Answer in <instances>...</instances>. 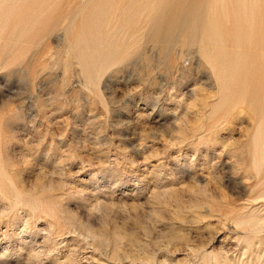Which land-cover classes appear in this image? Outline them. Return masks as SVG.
<instances>
[{
	"label": "rangeland",
	"instance_id": "rangeland-1",
	"mask_svg": "<svg viewBox=\"0 0 264 264\" xmlns=\"http://www.w3.org/2000/svg\"><path fill=\"white\" fill-rule=\"evenodd\" d=\"M0 264H264V0H0Z\"/></svg>",
	"mask_w": 264,
	"mask_h": 264
},
{
	"label": "bare ground",
	"instance_id": "bare-ground-1",
	"mask_svg": "<svg viewBox=\"0 0 264 264\" xmlns=\"http://www.w3.org/2000/svg\"><path fill=\"white\" fill-rule=\"evenodd\" d=\"M167 12H166V14H163L162 15V17H161V21H163V22H166L167 23V21H169L168 19L171 17V16H169L168 14L170 13V11L169 10H166ZM213 27H211L210 28V32H213ZM236 100L237 101H240V96H238V97H236ZM260 148V151L262 150V148H261V146L259 147ZM257 153V152H256ZM236 162V164L237 165H241L242 163H244V159H240L239 161H235Z\"/></svg>",
	"mask_w": 264,
	"mask_h": 264
}]
</instances>
